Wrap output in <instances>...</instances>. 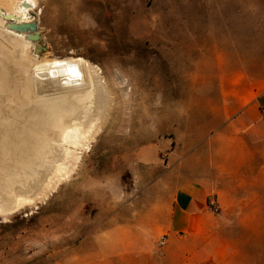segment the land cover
I'll list each match as a JSON object with an SVG mask.
<instances>
[{"label": "rangeland", "instance_id": "374dc122", "mask_svg": "<svg viewBox=\"0 0 264 264\" xmlns=\"http://www.w3.org/2000/svg\"><path fill=\"white\" fill-rule=\"evenodd\" d=\"M228 6L259 9L264 0H38L39 58L97 66L108 107L70 178L43 202L0 216V264H51L97 229L126 200L148 165L143 156L176 129L186 132L188 106L207 97L213 74L264 78V44L214 38L213 18Z\"/></svg>", "mask_w": 264, "mask_h": 264}, {"label": "crops", "instance_id": "0c3cea01", "mask_svg": "<svg viewBox=\"0 0 264 264\" xmlns=\"http://www.w3.org/2000/svg\"><path fill=\"white\" fill-rule=\"evenodd\" d=\"M218 14L219 43L264 44L263 6ZM209 82L186 132L160 139L126 200L51 264H264V78L234 69Z\"/></svg>", "mask_w": 264, "mask_h": 264}, {"label": "bare ground", "instance_id": "6f19581e", "mask_svg": "<svg viewBox=\"0 0 264 264\" xmlns=\"http://www.w3.org/2000/svg\"><path fill=\"white\" fill-rule=\"evenodd\" d=\"M37 5L0 0V216L43 202L70 178L108 107L97 66L39 58Z\"/></svg>", "mask_w": 264, "mask_h": 264}, {"label": "built area", "instance_id": "2783aa9c", "mask_svg": "<svg viewBox=\"0 0 264 264\" xmlns=\"http://www.w3.org/2000/svg\"><path fill=\"white\" fill-rule=\"evenodd\" d=\"M208 208L211 212L213 213H217V209H216V206H215V203L214 201H212L211 199L209 200L208 202ZM164 247V238H162L159 242H158V249L159 250H162Z\"/></svg>", "mask_w": 264, "mask_h": 264}, {"label": "water", "instance_id": "95a60500", "mask_svg": "<svg viewBox=\"0 0 264 264\" xmlns=\"http://www.w3.org/2000/svg\"><path fill=\"white\" fill-rule=\"evenodd\" d=\"M32 16H34V14H31ZM22 27H24V28H28V26H21V27H14L15 29H19V30H22ZM34 39H38V40H40V33H38V34H36L34 37H33Z\"/></svg>", "mask_w": 264, "mask_h": 264}]
</instances>
